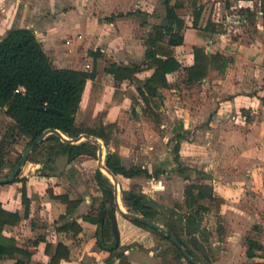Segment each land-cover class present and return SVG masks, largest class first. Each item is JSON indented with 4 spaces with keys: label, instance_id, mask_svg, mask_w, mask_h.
Returning <instances> with one entry per match:
<instances>
[{
    "label": "crops",
    "instance_id": "obj_1",
    "mask_svg": "<svg viewBox=\"0 0 264 264\" xmlns=\"http://www.w3.org/2000/svg\"><path fill=\"white\" fill-rule=\"evenodd\" d=\"M196 8L201 11L195 20ZM166 12L165 0H0V40L9 29L28 28L55 67L96 71L86 82L76 124L100 127L108 134L106 140L96 137L103 162L111 151L125 166H140L151 174L132 178L118 174L115 186L102 171L113 184L114 196L116 191L118 240L129 264L178 263L164 252L163 241L118 208L127 211L122 191L134 188L156 205L147 192L165 188L169 176L182 190L175 203L183 211L189 184L207 185L221 200L200 201L207 211L198 233L184 236L196 254L208 257V264L264 262V249H254L253 258L247 255L249 239L264 247V0H183L176 10L184 21L183 43L171 47L181 67L166 75L168 86L158 87L147 107L138 93V80L145 81L154 72L156 66L145 62L147 39L165 24ZM195 48L220 55L223 72L216 66L205 78L189 82L185 68L194 64ZM112 65L139 70L133 79L116 80L106 71ZM1 121L14 124L0 109ZM155 128L162 131L156 133ZM140 139L145 143L139 153L133 144ZM153 140L164 145L163 152H151L154 146L148 144ZM138 153L145 163L138 162ZM59 154L46 155L37 163L26 159L19 170L29 200L27 215L23 181L0 183L1 207L20 217L16 224L4 226L3 235L15 239L21 250L3 256L0 264H49L58 244L69 254L60 264L118 263L107 260L110 253L97 244V224L85 219L98 215L94 200L102 197L94 179L100 169L97 154L70 159L57 175L54 161ZM165 161L172 167L167 168ZM86 174L93 176L89 186L79 179ZM195 235L207 255L196 247Z\"/></svg>",
    "mask_w": 264,
    "mask_h": 264
},
{
    "label": "trees",
    "instance_id": "obj_2",
    "mask_svg": "<svg viewBox=\"0 0 264 264\" xmlns=\"http://www.w3.org/2000/svg\"><path fill=\"white\" fill-rule=\"evenodd\" d=\"M169 3L170 0H165L167 9L165 24L156 27L153 34L147 39L149 47L145 52V62L149 61L156 66L154 72L145 81L138 80L137 90L147 107L150 98L157 95L158 87L168 86L166 75L181 67V64L173 56L171 47L183 43L184 21L176 12L183 6V0H176L173 5ZM200 11V8L194 10L195 20L199 17ZM166 39L167 41H165ZM194 54V64L185 68L188 72L189 82L205 78L208 72L216 66L219 72H223L225 65L221 64L222 57L220 55L209 56L204 48H195ZM138 70L139 67L130 68L118 65L106 68V71L113 74L116 80L133 79ZM95 76V70L83 71L55 67L31 29L12 28L6 32L0 40V109L14 121V124L8 127L0 139V173L7 164L5 160L7 149L20 137L27 140L25 149L31 144H35L27 157V160L34 163L39 162L40 158L46 155L53 158L59 153H69L70 159L80 155L96 157L98 147L89 140L70 144L62 141L55 134H49L40 143H37L42 133L49 128H55L69 138L85 133L103 140L107 139L108 134L100 127L85 128L76 124V114L86 82L88 79H94ZM5 107L6 110H4ZM20 158L21 156L16 158L12 169ZM105 165L114 175L120 174L128 178L139 175L151 176L146 169L140 166H125L120 156L111 151L106 155ZM17 175L14 181H23L22 200L26 205L25 213L27 215L29 200L26 197L25 179H21ZM94 179L102 191V197L94 200L98 215L95 217L86 215L85 219L97 224V244L101 249L110 253L107 260L111 262L118 259L117 264H129L128 258L124 254V248L120 246L119 240L115 239L113 233L110 212L115 213L117 209L114 202L113 184L100 169L95 170ZM184 196L186 211H183L181 204L175 203L169 219L162 221L160 220V211L153 199L135 188L122 191V200L128 212L163 225L169 233L176 236L190 257L202 262L184 236L190 237L198 233L203 213L207 211V207L200 204L201 200L209 199L217 203H220L221 200L214 197L211 188L203 184L187 185ZM66 203L69 210L70 202ZM19 220L20 217L17 213L4 210L0 204V258L21 252L15 239L3 235L5 225L16 224ZM129 220L135 225L157 234L165 244L164 252L170 254L172 260L180 262L185 259L188 264H195L186 258L170 236L139 220ZM254 249H264V247L258 241L249 239L248 257L255 256ZM62 258L65 260L69 258L68 249L62 244H58L57 251L51 256L49 264H60ZM208 260V257H205L202 263L208 264ZM16 264L22 263L18 261ZM254 264H264V262Z\"/></svg>",
    "mask_w": 264,
    "mask_h": 264
},
{
    "label": "water",
    "instance_id": "obj_3",
    "mask_svg": "<svg viewBox=\"0 0 264 264\" xmlns=\"http://www.w3.org/2000/svg\"><path fill=\"white\" fill-rule=\"evenodd\" d=\"M49 134H55V135L59 136L62 141L70 143V144H75V143L79 142L81 139L90 140L92 143L97 144L99 146V150L97 153L98 167L101 169V171L105 170L109 174V176L112 178L115 186H117V179H116L115 175L106 167L105 162H103L102 146L99 144L98 139L96 137L82 133L77 137L69 138V137L65 136L62 132H60L59 130H57L55 128H49L42 133V135L40 136V139L37 143H40ZM34 146H35V144H31L30 146H28L24 150L23 154L21 155L19 162L13 168L11 174L8 177H0V183H9V182H12L14 180L15 176L18 174L19 170L21 169V167L26 162L27 156L33 150ZM69 162H70L69 153H60L55 158V161H54V167L56 168L55 174H57V175L61 174ZM115 196H116V191H115ZM118 208H119L120 213L124 217H127L129 219L139 220V221H141V222H143L149 226H152V227L164 232L166 235L170 236L171 240L174 243H176V245L181 249V251L186 256L187 259L194 262L195 264H203V263L195 260L194 258L190 257L188 255L186 249L179 242V240L176 238V236L169 233L163 225L156 223V222H154L148 218H145L141 215L124 211L120 207H118ZM110 216H111V222H112V227H113V233H114L115 238L118 240L119 239V231H118V227H117L116 217H115L114 213H112V212H110ZM192 240L194 242H196V247L199 248L202 255H204V256L207 255V250H206L204 243L202 241H200L196 235L192 237Z\"/></svg>",
    "mask_w": 264,
    "mask_h": 264
},
{
    "label": "rangeland",
    "instance_id": "obj_4",
    "mask_svg": "<svg viewBox=\"0 0 264 264\" xmlns=\"http://www.w3.org/2000/svg\"><path fill=\"white\" fill-rule=\"evenodd\" d=\"M135 8V5H133V9ZM10 123H7L5 121H1L0 122V139L1 137L5 134V132L7 131L8 127H10ZM154 131L157 133V132H161L162 129H158V128H155ZM114 139V142L117 141L118 139V135H115L113 137ZM141 140V139H140ZM26 141L24 138H17L16 139V142L12 143L9 148L7 149L6 151V156H7V166L5 168V170H2V173L0 175L5 177V176H9L12 172V165L13 163L15 162L16 158L18 156H21L25 150V144H26ZM145 142H143L141 140V142H137L136 144H133V147H135V149L140 153V148L144 145ZM159 142H157V140H153L151 144H148L149 146H154V149L151 150V152H154V155L157 154L158 150L159 152H163V147L164 145L161 143V144H158ZM168 141H167V148L169 147L168 146ZM169 148L172 149V147L170 146ZM170 150V153H172L173 151ZM138 153V154H139ZM138 159V162H146L143 161V159L141 158V155L139 154V157L137 158ZM149 161H153V162H157L156 160V157H150L148 158ZM166 162V166L167 168L169 167H172V162L170 161H165ZM103 171V170H102ZM104 172V171H103ZM79 179H82V181L84 183H86V185L88 184L89 186V182H92L91 180L93 179V176L92 174H86L84 176H80ZM135 184H139V183H133V185ZM140 185H142L140 183ZM94 187V186H93ZM147 193H149L153 198H155L156 200V205H157V208L158 210L160 211V220H167L169 219L170 217V213H171V210L173 207V204L177 201V199H181V195H182V190L180 189V187L178 188L177 187V184L175 183V180L172 176H169L167 178V184H166V187L165 188H162L161 190L159 191H156V192H153V191H148ZM156 236V238L159 239V236L157 234H154ZM184 239L186 241H188V239L186 237H184ZM199 256V258L202 260V262H204V259L202 257H200V254H197ZM201 262V263H202ZM177 264H182V262H178Z\"/></svg>",
    "mask_w": 264,
    "mask_h": 264
},
{
    "label": "bare ground",
    "instance_id": "obj_5",
    "mask_svg": "<svg viewBox=\"0 0 264 264\" xmlns=\"http://www.w3.org/2000/svg\"><path fill=\"white\" fill-rule=\"evenodd\" d=\"M104 171V173L106 174V175H108L109 176V174L105 171V170H103Z\"/></svg>",
    "mask_w": 264,
    "mask_h": 264
}]
</instances>
